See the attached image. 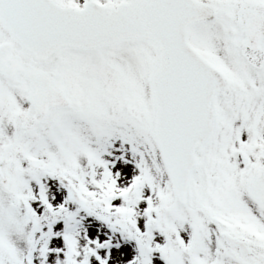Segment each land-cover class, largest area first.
Wrapping results in <instances>:
<instances>
[{
	"label": "snow or ice",
	"instance_id": "snow-or-ice-1",
	"mask_svg": "<svg viewBox=\"0 0 264 264\" xmlns=\"http://www.w3.org/2000/svg\"><path fill=\"white\" fill-rule=\"evenodd\" d=\"M0 264H264V0H0Z\"/></svg>",
	"mask_w": 264,
	"mask_h": 264
}]
</instances>
